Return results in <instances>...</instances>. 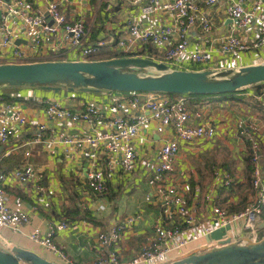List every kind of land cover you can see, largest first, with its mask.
Listing matches in <instances>:
<instances>
[{
  "label": "crops",
  "instance_id": "0c3cea01",
  "mask_svg": "<svg viewBox=\"0 0 264 264\" xmlns=\"http://www.w3.org/2000/svg\"><path fill=\"white\" fill-rule=\"evenodd\" d=\"M159 1L165 3L173 0ZM226 1L219 0L212 7H206L203 0L197 1L201 10L200 19L211 20L213 28L208 33L198 25L191 28L186 34L188 49L208 51L210 64L205 66L208 69L211 68L210 65H218L223 60L227 68L220 71L260 64L257 52L237 51L232 55H224L220 52L221 38L236 29L234 22L226 16ZM26 2L29 13L41 12L49 19L44 0H26ZM59 8L69 22H84L87 32L85 45L100 46L96 54L88 58H80L78 51L71 48L68 40L61 37V33L49 37L38 46L34 45L31 35L21 32V20L14 17L9 24L15 35L14 40L27 41L14 45L26 58L22 62L8 63L4 58L11 56L14 48L13 46L3 48L0 44V64L112 60L115 59L113 56L119 53L116 50L117 42L127 38L125 32L128 27L139 19L140 28H169L171 42L176 44L180 41L178 28L169 16L140 17L139 6L127 0H63ZM2 11L3 9H0V13ZM245 38L249 37H244L243 40ZM101 43L103 46L100 45ZM142 47L143 45L136 46L129 53H137ZM157 56L161 60V55ZM127 94L106 92L81 94L69 92L65 87L47 89L25 87L19 90L0 91V107L11 104L13 110L27 120L25 126L14 124L17 130L15 138H12L6 146L0 145V173L9 172L27 162L42 177L39 191L35 190L33 183L6 184L5 189L13 200V207L27 212L30 222L19 230H14L16 233L12 240L7 239L11 236L1 238L4 246L32 251L56 264H92L113 251L122 260L133 261L142 247L151 240L157 223L168 227L180 225L181 220L173 210L163 207L156 198L155 175L151 169V163L160 147L174 138L171 128L158 133L155 130L156 123H151L139 129L133 142L136 164L131 173L122 172L119 156H113L104 150L89 157L63 145L34 146L28 143L34 134L36 124L46 126L44 137L52 129L65 130L76 137L89 133L97 127L108 129L110 126L107 123L116 118L111 98ZM183 98L190 112L189 125L205 123L212 125L216 130L215 138L210 141L199 140L192 144L181 142L180 152L175 159L174 171L171 175L173 183L182 187L187 186L189 212L196 222L194 230L200 232L205 226L214 227L211 207L205 202L208 194L213 195L214 205L229 211L242 210L253 199L249 182L247 185V170L244 162L251 143L250 135L246 131L254 133L259 139L263 156V159H260L261 168L264 173V83L259 88H247L227 96H183ZM50 103H57L71 111H83L85 106L94 105L104 115L105 124L97 126L87 122H48L44 110ZM197 113L200 118H195L194 114ZM27 151L31 153L29 157L24 155ZM65 155L69 157L66 158ZM92 162L102 168L107 175L106 189L101 194H94L87 185V172ZM218 172H225L233 179L234 182L230 187L220 189L217 186L215 174ZM100 205L104 207L103 210H99ZM134 215L139 216V219L131 227L124 228L120 240L114 247H100L97 240L99 233L108 234L113 225L123 226L126 218ZM60 222L68 223L69 226L66 230L56 233L52 241L64 258L29 240V234L34 229L45 233L48 227ZM230 228L232 233L239 231L237 227L230 226ZM261 228L264 230V220ZM6 231L9 235L13 233ZM242 236L243 234L238 232L232 238L228 236L227 239L235 240L233 238L238 239ZM215 239L211 245H208L206 236H201L197 241L183 247L182 254L171 259L193 253L201 248L218 246L227 240L222 237Z\"/></svg>",
  "mask_w": 264,
  "mask_h": 264
},
{
  "label": "built area",
  "instance_id": "2783aa9c",
  "mask_svg": "<svg viewBox=\"0 0 264 264\" xmlns=\"http://www.w3.org/2000/svg\"><path fill=\"white\" fill-rule=\"evenodd\" d=\"M63 0H44L48 20L44 14L29 13L26 0H0V44L3 48L13 46L12 55L4 58L8 63L22 62L25 55L16 49L14 45L15 35L9 24L14 17L21 20V32L31 35L34 45L42 44L46 39L61 33V37L68 40L72 49L78 51L80 58H88L96 54L99 47L86 46L87 32L83 21L69 22L60 11L59 5ZM133 5H138L140 17L152 15L169 16L178 28L180 41L171 42V29L169 28H140V19L132 23L125 32L127 38L117 42L116 50L119 53H129L136 46L148 44L156 49L162 56L160 61L166 64L170 70H185L191 67L204 68V70L220 71L227 68L225 60L218 65H210V55L205 50L188 49L186 42L187 32L194 26H200L205 33L212 31L211 20L200 19L201 10L198 0H173L161 3L159 0H127ZM219 0H203L206 7H212ZM226 16L234 22L235 31L221 38L219 50L224 55H232L237 51L257 52L260 64H264V0H227L225 7ZM200 19V20H199ZM251 29L248 33H246ZM243 36V37H242ZM244 37H249L245 38ZM103 46V43L100 44ZM131 50V51H132ZM194 65V66H193ZM113 111L116 118L108 122V129L95 128L93 131L80 137L68 134L65 130L52 129L44 137L46 126L36 124L34 134L29 144L32 145H63L73 148L83 156L93 157L95 153L104 150L113 156H119V166L122 172L131 173L135 169L136 155L134 139L140 128L155 124V130L162 133L171 128L174 138L163 144L151 163V169L155 175L154 191L156 198L163 207L173 210L181 220L180 225L165 226L157 223L153 229V236L149 243L142 247L137 258L133 261H124L113 251L106 257H100L92 264H169L174 256L182 254V248L187 244L197 241L201 236L212 234L216 230H225L232 238L233 235L242 233L251 240L258 241L259 234L263 230L261 218L264 209V173L261 168V154L259 139L250 135L249 150L252 155L253 170L249 181L253 191V199L238 213L229 214L222 208L213 204V195L208 194L205 202L210 206V213L214 219L213 226H205L200 232H195L194 216L189 212L186 193L188 188L178 186L171 181L174 171L175 159L180 152V143L192 144L199 140L210 141L215 138L216 130L212 125L188 124L190 112L183 97L174 100L165 94L157 93H128L126 96H114L111 98ZM46 120L70 121L73 123L87 122L97 126L105 124L104 115L94 105L85 106L83 111H71L61 107L57 103L47 104L44 110ZM195 118L200 115L194 114ZM14 124L25 126L27 120L19 112L13 110L11 104L0 107V145L6 146L12 138H15ZM25 157L31 155L25 152ZM68 158V155H65ZM87 172V185L94 194H101L106 189L107 175L102 168L92 162ZM215 182L221 189L228 188L234 182L225 172L215 174ZM41 175L34 171L27 162L15 167L9 172L0 173V231L3 229L19 230L20 227L30 222L27 212L13 207V200L6 191L7 183L14 182L17 185L33 183L35 190H40ZM36 184V185H34ZM102 205L99 210H103ZM139 216L126 218L123 226L113 225L108 234L99 233L97 236L101 248L115 246L120 240L124 228L131 227ZM68 223H57L48 227L45 233L34 229L29 234V240L41 246L45 250L56 253L62 258L59 250L53 244L56 233L66 230ZM230 226L237 227V233H232ZM1 241V237H0ZM171 254V256H168Z\"/></svg>",
  "mask_w": 264,
  "mask_h": 264
},
{
  "label": "water",
  "instance_id": "95a60500",
  "mask_svg": "<svg viewBox=\"0 0 264 264\" xmlns=\"http://www.w3.org/2000/svg\"><path fill=\"white\" fill-rule=\"evenodd\" d=\"M25 42L19 39L14 44ZM146 70H153L154 74L139 72ZM263 83L264 64L223 71L170 70L162 62L142 57L0 64V91L25 87H65L69 92L81 94L157 93L207 97L234 94ZM0 264L56 263L26 249L8 248L0 241ZM169 264H264V235L258 241L246 235L235 240L228 238L225 243L201 248Z\"/></svg>",
  "mask_w": 264,
  "mask_h": 264
},
{
  "label": "trees",
  "instance_id": "16d2710c",
  "mask_svg": "<svg viewBox=\"0 0 264 264\" xmlns=\"http://www.w3.org/2000/svg\"><path fill=\"white\" fill-rule=\"evenodd\" d=\"M157 55H158V53H157L156 49H154L152 46H150L148 44H145V45H143L142 50H140L137 53H135V52L134 53H117V54H115L113 56V58L118 59V58H129V57H133V56L134 57L142 56V57H145L147 59L154 60V61H160V59L158 58ZM181 70H185V69L182 68ZM188 70H190V71H200L201 68L192 67V68H190ZM139 72L146 74V71H139ZM259 86H261V85L254 86V87H251V88H259ZM120 94H127V93H120ZM227 95H230V94H227ZM227 95H214V96H227ZM169 96L171 98L179 97V96H176V95H169ZM187 96H190V95H187ZM193 97H203V96H193ZM244 162L246 164V170H247L246 180H247V185H248V182L250 181L251 173H252V170H253L252 155H251L250 150H249L248 156H246L244 158ZM249 186H250V184H249ZM227 210H225V211H227ZM242 210H238V211H229L228 210L227 213L233 214V213L241 212ZM262 219L264 220V209H263V213H262ZM263 235H264V230L261 231L260 237L263 236Z\"/></svg>",
  "mask_w": 264,
  "mask_h": 264
},
{
  "label": "rangeland",
  "instance_id": "374dc122",
  "mask_svg": "<svg viewBox=\"0 0 264 264\" xmlns=\"http://www.w3.org/2000/svg\"><path fill=\"white\" fill-rule=\"evenodd\" d=\"M142 74H144V73H142ZM146 74H154V71L153 70H146ZM6 230L11 231L13 233L11 235H9ZM15 233L16 232L12 231L11 229H3L2 231H0V237L1 238H3V237L5 238L6 236H11V237H9L7 239L8 240H12L11 238H15L14 237ZM228 236H229V234H227L225 230H217V231L213 232L212 234H209L208 236H206V240H207L206 244L211 245L216 240L215 238H217V237L218 238L222 237V238H224L226 240ZM259 237H260V234H259ZM233 239H236V238H233ZM168 256H171V254H169Z\"/></svg>",
  "mask_w": 264,
  "mask_h": 264
}]
</instances>
